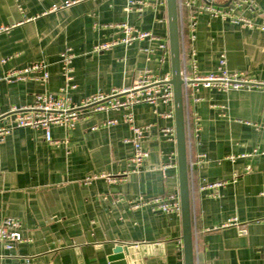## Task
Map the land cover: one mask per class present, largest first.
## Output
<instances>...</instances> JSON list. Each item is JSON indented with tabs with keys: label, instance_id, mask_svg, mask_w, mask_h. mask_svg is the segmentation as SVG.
Listing matches in <instances>:
<instances>
[{
	"label": "crops",
	"instance_id": "crops-1",
	"mask_svg": "<svg viewBox=\"0 0 264 264\" xmlns=\"http://www.w3.org/2000/svg\"><path fill=\"white\" fill-rule=\"evenodd\" d=\"M67 1L0 0V25L12 26L0 34V112L30 105L36 95L58 96L61 88L76 106L93 94L131 85L144 70L158 79L171 74L166 0H133L130 11L128 0H79L64 7ZM196 1L228 8L235 0ZM254 1L256 12H238L262 24L264 0ZM196 20L194 42L186 35L181 40V61L192 50L196 71L209 75L224 55L228 72L264 84V32L205 14ZM126 23L151 38L121 44L120 26ZM65 49L75 57L73 89L62 70ZM34 64L45 66L46 80L35 72L24 82L6 81L8 73ZM188 106L200 129L190 156H206L188 173L195 264H264V86H197ZM168 110L147 104L132 109L134 124L148 126L142 144L149 157L138 173L128 172L133 149L123 142L131 135L123 111L85 114L71 131L53 127L54 144L29 128L0 142V219H17L23 238L11 251L0 243V264L20 258L31 264H109L118 244L135 243L164 244V256L145 257L144 264H184L180 216L149 206L130 209L139 196L179 197L176 140L161 133L175 128L174 119L159 116ZM111 119L119 123L106 127ZM95 175L115 180L85 183ZM215 182L224 184L205 188Z\"/></svg>",
	"mask_w": 264,
	"mask_h": 264
},
{
	"label": "built area",
	"instance_id": "built-area-1",
	"mask_svg": "<svg viewBox=\"0 0 264 264\" xmlns=\"http://www.w3.org/2000/svg\"><path fill=\"white\" fill-rule=\"evenodd\" d=\"M79 0H70L64 3V7H70ZM178 3V20L180 25L181 40L184 35L188 37L190 42L195 40V31L197 25V17L205 14L210 19H219L222 22H230L234 25L243 28H249L264 32V23L256 24L251 19L243 17L238 11L249 10L256 12L258 9L257 2L254 0H235L228 6V8H220L212 3H200L196 0H177ZM128 11H130L135 2L128 0ZM144 4V3H142ZM145 5V4H144ZM12 26L0 25V34L6 33ZM122 30L123 45H129L135 41H142L145 38H151L148 33H139L136 29L129 26L127 23L120 26ZM109 45H102L96 47L95 50L109 49ZM163 48V46H161ZM61 62L63 64V74L65 76L66 86L70 89L74 87L69 85L72 82L71 64L75 59L70 49H65L61 54ZM7 60H2L5 63ZM226 60L222 55L219 60L217 72L209 75H200L196 71V54L190 51L188 56H183L181 61V78L183 80V106L185 110V140L188 157V173L193 167H200L206 162V156L197 154L195 159L190 156V150L193 141L197 140L199 133L198 117L195 114H190L188 100L191 94L196 90L197 86L205 89L217 88L223 91L230 90H247L253 86H264V84H255L252 81L245 79L240 72H228L225 68ZM43 64H34L24 68V70L13 71L7 74L6 81L24 82L28 75L35 72H42V79L48 78L44 71ZM38 80V79H37ZM171 74L164 75L161 79L152 76L149 70H144L143 74L136 78L131 85L120 89H113L109 94L102 92L93 94V96L85 98L80 104L72 105L67 88H61L58 96L42 94L36 95L33 102L25 107L17 108L11 107L7 112H0V142H3L16 129H34L40 130L43 133V138L47 143L54 144L52 139L53 127L63 128L65 131L74 130L77 122L86 115H94V113H109L111 111H123L124 115L122 121L129 125L131 135L124 139V144L132 145V154L128 160V172L138 173L146 160H148L149 153L143 147V139L145 131L148 126L139 127L134 124V116L132 109L137 105H150L158 108L162 105L170 107L166 113H162L161 117L174 119L173 106V89L170 85ZM197 99L194 101L196 103ZM119 123L118 119H111L104 123L106 127H111ZM162 137L167 140L175 139V128H163ZM105 178L108 182H113L115 179L107 175H99L87 178L85 183L88 184L97 178ZM223 182H215L214 184L206 185V189L213 190L223 186ZM264 195V193H262ZM218 194L212 195L216 198ZM149 206L152 211L160 214H174L180 216L181 208L179 197L174 194L165 195L164 197H154L145 199L139 196L130 201V209L136 210L140 207ZM20 222L11 217L0 219V243L4 245L7 251L16 248V245L23 242L21 235ZM245 233V230H240ZM147 245V244H141ZM128 247H140L139 244L125 245ZM12 264H31L30 259L20 258Z\"/></svg>",
	"mask_w": 264,
	"mask_h": 264
},
{
	"label": "water",
	"instance_id": "water-1",
	"mask_svg": "<svg viewBox=\"0 0 264 264\" xmlns=\"http://www.w3.org/2000/svg\"><path fill=\"white\" fill-rule=\"evenodd\" d=\"M167 3V21L170 55V85L173 89L176 157L179 202L181 208V226L183 243L184 264H195L192 208H190L191 194L189 191L188 157L185 140V110L183 106V80L181 78V37L180 25L178 20L177 0H166ZM164 244L148 243L140 247H128L118 244L110 257L109 264H144L142 259L149 256H164Z\"/></svg>",
	"mask_w": 264,
	"mask_h": 264
}]
</instances>
